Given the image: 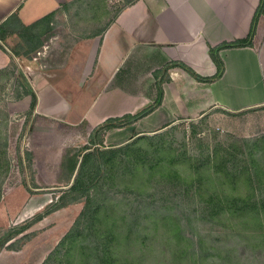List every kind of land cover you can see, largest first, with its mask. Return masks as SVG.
<instances>
[{"label": "crops", "instance_id": "1", "mask_svg": "<svg viewBox=\"0 0 264 264\" xmlns=\"http://www.w3.org/2000/svg\"><path fill=\"white\" fill-rule=\"evenodd\" d=\"M114 2L109 19L97 18L104 27L81 36L65 11L75 5L93 8L91 1L0 0V103L9 117L20 118L35 183L58 182L66 151L79 135L88 137L109 119L123 121L153 107L158 86L160 104L133 124L105 131V145L121 146L173 120L264 108V15L250 47L219 51L218 79L205 82L173 66L181 63L201 79L213 77L217 68L210 49L246 38L259 0ZM46 16L49 22L30 28ZM30 92L36 99L32 111ZM50 169L51 177L43 173ZM2 195L0 213L10 219L28 220L49 204L35 201L16 182ZM47 250L39 247L24 257V250L2 249L0 264H40Z\"/></svg>", "mask_w": 264, "mask_h": 264}, {"label": "rangeland", "instance_id": "2", "mask_svg": "<svg viewBox=\"0 0 264 264\" xmlns=\"http://www.w3.org/2000/svg\"><path fill=\"white\" fill-rule=\"evenodd\" d=\"M87 1L93 8L82 5L80 9L75 5L65 11L69 25L81 36L102 29L106 23L97 18L105 15L109 19L117 7L116 0ZM98 4L102 8H97ZM96 8L100 12L94 14ZM19 119L9 117L0 103L1 146L4 143L0 196L15 182L20 183L35 201L49 200L48 206L37 214L40 215L67 191L76 173L66 182L68 175L62 171V164L58 182L35 183L32 156L24 146L26 136ZM103 134L98 131L88 137L79 135L66 151L82 150L93 142L103 151L119 150L103 160L100 175L94 163L80 175L79 187H86L98 176L96 187L84 194H70L67 200L77 196L79 200L50 213L53 218L39 224L34 223L37 215L26 220L16 215L10 219L0 213V238L15 231L11 233L10 248L24 250L25 257L46 247L49 255L75 224L80 229L86 226L80 214L88 198H93L103 205L98 212L102 216L126 213L135 217L156 212L177 218L182 234L195 238L197 264H264V213L258 205L264 198V108L239 114L213 111L191 120H173L162 129L135 136L118 147L105 145ZM43 171L50 177L53 174L51 169ZM231 198L257 205L234 212L227 204ZM25 227L23 233L16 235ZM68 245L65 242L52 256L46 255L44 264L65 263ZM160 251L161 258L167 256L165 250L158 248ZM37 254L31 256L33 260Z\"/></svg>", "mask_w": 264, "mask_h": 264}, {"label": "trees", "instance_id": "3", "mask_svg": "<svg viewBox=\"0 0 264 264\" xmlns=\"http://www.w3.org/2000/svg\"><path fill=\"white\" fill-rule=\"evenodd\" d=\"M264 15V0H259V4L253 15L249 33L246 38L235 40L233 42H225L210 49V57L214 62L217 72L216 74L207 79L197 77L188 67L181 63H173V66L180 67L190 75L211 82L218 79L223 73V64L218 57L221 50L250 47L252 39L255 34L258 19ZM50 16H46L40 21L31 25L30 28H35L41 22H49ZM34 47L33 50H35ZM30 110L32 111L35 106V96L31 93ZM162 89L158 86V96L154 102L153 107L143 110L134 116H126L123 121L109 119L102 125L94 129L93 133L98 131H109L113 129L122 128L126 125L133 124L138 120L147 116L154 107L158 106L161 102ZM4 143L0 144V155L4 154ZM93 148V149H92ZM92 149V151H90ZM119 151L118 149H111L109 151L100 150L96 142L92 143L91 147L83 148L72 153H67L64 157L62 171L68 175L67 181L70 182L74 173L73 184L62 192L56 199V202L46 210L43 214L37 215L35 222L41 221L44 217L52 212L65 208L68 204L79 200V196L67 200L70 194H84L97 186L98 176L92 180L86 187H79L80 175L87 169V167L94 163L98 175L103 171V160L111 154ZM264 188V187H263ZM262 190V189H261ZM264 193V189L261 191ZM1 200V196H0ZM215 204H217L214 201ZM227 204L234 212L245 209L256 208V202L249 200H242L239 198L227 199ZM258 205L264 213V198L260 199ZM101 202L96 199L87 200L83 211L80 214V220L86 223L82 229L75 224L74 227L60 240L54 248L58 250L61 245L67 242L68 252L66 253V262L62 264H197V257L194 253V237H187L182 234L177 218L173 219L170 216L147 212L144 216H131L128 214L116 215L115 213L107 216L98 214L100 209H103ZM146 221V222H145ZM145 223V225H143ZM25 228H22L16 235L23 233ZM15 232L10 230L0 238V250L6 248L11 251V241L13 237L11 233ZM200 242V241H197ZM158 248L165 250L166 255L161 258V251ZM52 251L48 256L54 254ZM209 256V255H207ZM47 258L45 260H47ZM45 261L42 263L44 264ZM226 264V263H221ZM228 264V263H227ZM229 264H233L232 262Z\"/></svg>", "mask_w": 264, "mask_h": 264}, {"label": "built area", "instance_id": "4", "mask_svg": "<svg viewBox=\"0 0 264 264\" xmlns=\"http://www.w3.org/2000/svg\"><path fill=\"white\" fill-rule=\"evenodd\" d=\"M20 69H21V71H22L24 74H26L24 70L29 71V68H28V67H24V68H21V67H20Z\"/></svg>", "mask_w": 264, "mask_h": 264}]
</instances>
